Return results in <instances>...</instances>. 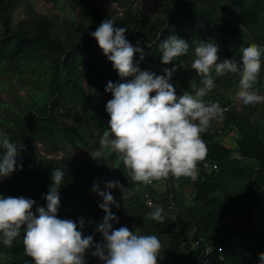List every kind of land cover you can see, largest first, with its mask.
<instances>
[{
	"label": "trees",
	"instance_id": "1",
	"mask_svg": "<svg viewBox=\"0 0 264 264\" xmlns=\"http://www.w3.org/2000/svg\"><path fill=\"white\" fill-rule=\"evenodd\" d=\"M19 1L0 0V83L3 76H12L22 84L25 94H18L13 103L6 102L5 113L0 111V129L22 146L17 161L23 168L0 179V193L33 198L41 205V194L52 183L50 172L62 168L65 180L69 181L65 192L72 207L62 205L58 216L74 221L83 217L82 235H92L99 242L102 237L95 228L106 213L99 207L103 198L92 191L94 182L82 178L90 174L89 170L79 174L78 167L73 164L67 167L63 160L43 159L37 163V152L33 150L36 141H44L56 151L59 140L79 135L59 123L58 109L63 107L66 112L62 115L67 118L83 113L91 129L101 136L108 128L110 117L105 105L112 93L105 86L109 80H122L90 32L103 19L115 17L117 26L127 28L126 36L133 44L137 39L142 41L144 59L140 68L158 74L171 67V63L161 61L159 42L172 34L184 38L190 45L189 52L172 62H183L172 80L180 92L181 86L192 87L193 80L199 86V79L192 77L189 68L194 59L193 41L215 39L221 59L225 55L238 58L242 43L264 45V0H154L160 14L152 19L134 0H111L123 9L114 13L102 12L90 0H69L75 20L63 26V35L58 33L51 18L33 10H26V16L11 28L12 14ZM146 42L152 46L148 47ZM139 56L134 54L135 59ZM230 73L216 77V86L204 101L219 100L225 107L222 121L235 132L234 146L214 139L208 131L203 133L208 152L198 162L195 179L169 175L165 178L166 192L157 194L150 184L132 181L117 154L98 160L101 168L95 171L97 175L112 168L114 177L132 189L133 194L125 199L120 188L109 191L122 206L133 231L159 237L162 247L158 264H194L196 255L206 244L219 247L223 257L219 264H256L259 253L264 252V114L252 119L228 106L229 99L223 94L222 86L237 79ZM256 88L259 92L264 90V71ZM98 147L96 144L93 150ZM204 162L215 164L216 169H205ZM144 191L152 201L161 203L165 221L149 216L153 210L145 202ZM186 191L191 194V201L184 197ZM116 207L110 205L113 213ZM226 211L230 214L229 221ZM23 235L22 228L10 248L0 243L5 264H34L24 252ZM196 238H200V244L194 247L192 242ZM92 251L91 248L85 251L87 264H102Z\"/></svg>",
	"mask_w": 264,
	"mask_h": 264
},
{
	"label": "clouds",
	"instance_id": "2",
	"mask_svg": "<svg viewBox=\"0 0 264 264\" xmlns=\"http://www.w3.org/2000/svg\"><path fill=\"white\" fill-rule=\"evenodd\" d=\"M115 21V17L105 18L90 32L122 80H109L105 86V90L112 93L105 105L110 118L99 147L91 156L100 160L117 154L131 180L142 184H152L169 175L195 179L198 162L208 152L203 133L214 119L222 120L225 115V107L219 100L206 103L203 98L216 86L217 76L232 72L239 78L235 95L244 105L264 103V94L256 88L264 68V45L242 43L238 58L225 55L221 59L215 39L193 41L191 68L199 77V86L195 80L190 81L194 94L185 91L177 95L172 80L183 62H172L189 52V43L176 34L168 36L158 47L162 63H171V67H165L159 74L142 70V41L137 39L133 44L126 36L127 28L117 26ZM146 45L152 46L148 42ZM135 53L140 54L139 59H135ZM125 77L131 79L125 80ZM20 147L0 129V179L23 168L17 161ZM51 180L48 192L42 193L44 205L22 195L0 193V243L12 247L23 228L24 252L34 264H87L84 254L90 248L93 249L91 254L102 264H158L162 245L157 235L141 234L127 226L114 228L111 222L118 217L110 205L119 207V203L109 190L120 188L125 199L133 194L129 186L112 179L105 181V188L101 189L94 181L92 191L103 198L99 207L106 213L96 228L103 238L96 242L92 235H82L83 217L74 221L57 215L61 205L60 188L65 181L64 169H52ZM163 212L162 207H156L149 216L163 222L166 219ZM256 264H264V252L259 253Z\"/></svg>",
	"mask_w": 264,
	"mask_h": 264
},
{
	"label": "rangeland",
	"instance_id": "3",
	"mask_svg": "<svg viewBox=\"0 0 264 264\" xmlns=\"http://www.w3.org/2000/svg\"><path fill=\"white\" fill-rule=\"evenodd\" d=\"M90 2L95 3L102 12L114 13L116 11L121 12L123 10L119 6L117 1L90 0ZM134 4L136 6L141 7L142 11L148 18H156L160 14V7H158L154 0H134ZM26 10H33L37 13H40L41 15H45L51 18L55 24L56 29L58 30V33L61 35H63L64 32L63 26H65L68 21L75 20V14L69 0H20L12 14L11 28L14 27L18 21H20L26 16ZM236 28L239 31H243L242 27L237 26ZM1 31L2 26L0 24V33ZM189 68L192 77H197L195 75V69L191 68V63ZM262 71H264V68H262ZM230 75L236 76L237 79L235 78L233 82H229L228 86L226 84L225 87L222 86L223 94L225 95L226 99H229L228 106L236 108L244 115H249L252 119L263 116L264 103H257L256 105L258 107H256L255 105H244L239 100V98L236 97L235 92L238 87L239 78L236 73H230ZM197 78L199 79V77ZM21 85L22 84H19L16 78L12 76H3V81L2 83H0V111L3 114L5 113V105H7L6 102L13 103L12 101L16 100V96L18 94H25V90L21 87ZM180 88V92L176 91L177 95H182L185 91L194 94L193 87L189 88L181 86ZM260 93L264 94V90ZM65 112V107L58 109L57 118L59 123L63 126H68L73 130H76L75 132L79 133V135L73 139L67 138L59 140V148L56 151H53L49 147V144L47 142L36 141L33 144V150L37 152V157L35 161L37 163H41L43 159L63 160L62 164H66L67 167H70V165L72 164L78 167L79 174H81L84 170H89L90 174L82 178L87 181L98 182L100 184V187L104 189L105 181L116 178L113 175L112 168H109L97 175L95 171L100 170L101 167L99 165V161L94 159L90 154L94 151L93 147L96 144L99 145V140L102 136L97 131L91 129V126L83 113L80 112L70 118H67L62 115V113ZM207 131L214 139L221 141L228 146H234L235 132L231 126L224 125L222 120L214 119ZM91 132L93 135H90ZM68 185L69 181L65 180L60 188V207L64 204H68L70 208L72 207V202L67 199L65 192V188ZM150 185L157 194L166 192L165 178H162L159 181H154ZM114 189L115 188H113L112 190ZM183 195L188 199V201H191V194H189L188 191H186ZM40 199L42 202L41 205H44L46 201L44 200L42 194ZM35 207L36 205L33 206V210H35ZM156 207H161V203L153 201L151 209L154 210ZM60 210L61 208H59L57 215L60 214ZM114 213L116 217H118V220L111 221L113 223L114 228H119L120 226H127L130 230H132L133 225L123 214L121 205L115 208ZM225 217L228 221L230 220V214L228 211H226ZM97 233L99 234V236L102 237L101 233H99L98 231ZM93 257L95 259H98V257ZM5 262L6 258L3 257L2 254H0V264H5Z\"/></svg>",
	"mask_w": 264,
	"mask_h": 264
},
{
	"label": "built area",
	"instance_id": "4",
	"mask_svg": "<svg viewBox=\"0 0 264 264\" xmlns=\"http://www.w3.org/2000/svg\"><path fill=\"white\" fill-rule=\"evenodd\" d=\"M203 167L205 169H216L215 164H210L209 162H204ZM143 197L145 198L146 204L151 208L153 201L150 198L149 194L144 191L143 192ZM172 205H169V209L172 208ZM193 230H196L195 228ZM200 244V238H196L193 242L192 245L194 247L199 246ZM223 257L220 254V249L216 245H204V247L198 252L196 255V259L194 264H219L222 262Z\"/></svg>",
	"mask_w": 264,
	"mask_h": 264
}]
</instances>
